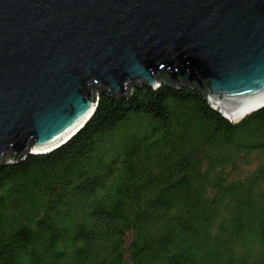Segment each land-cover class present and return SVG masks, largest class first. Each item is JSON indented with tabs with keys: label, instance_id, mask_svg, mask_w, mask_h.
I'll return each instance as SVG.
<instances>
[{
	"label": "trees",
	"instance_id": "trees-1",
	"mask_svg": "<svg viewBox=\"0 0 264 264\" xmlns=\"http://www.w3.org/2000/svg\"><path fill=\"white\" fill-rule=\"evenodd\" d=\"M130 90L0 168V264H264V107L230 124L195 88Z\"/></svg>",
	"mask_w": 264,
	"mask_h": 264
},
{
	"label": "water",
	"instance_id": "water-1",
	"mask_svg": "<svg viewBox=\"0 0 264 264\" xmlns=\"http://www.w3.org/2000/svg\"><path fill=\"white\" fill-rule=\"evenodd\" d=\"M160 83L230 124L263 108L264 0H0V168L65 145L100 91Z\"/></svg>",
	"mask_w": 264,
	"mask_h": 264
}]
</instances>
